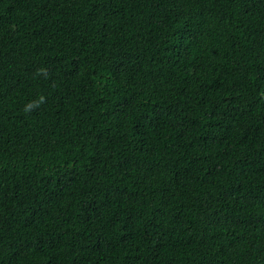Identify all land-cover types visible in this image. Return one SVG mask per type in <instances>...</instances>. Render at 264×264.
<instances>
[{
    "label": "trees",
    "instance_id": "1",
    "mask_svg": "<svg viewBox=\"0 0 264 264\" xmlns=\"http://www.w3.org/2000/svg\"><path fill=\"white\" fill-rule=\"evenodd\" d=\"M0 264H264V0H0Z\"/></svg>",
    "mask_w": 264,
    "mask_h": 264
},
{
    "label": "clouds",
    "instance_id": "2",
    "mask_svg": "<svg viewBox=\"0 0 264 264\" xmlns=\"http://www.w3.org/2000/svg\"><path fill=\"white\" fill-rule=\"evenodd\" d=\"M37 76H44L46 79L48 78V70L46 67H42L37 70L36 73ZM46 102V97L45 96H40L38 100L35 101H29L25 106H24V113L25 115H30L35 109L39 108L42 104Z\"/></svg>",
    "mask_w": 264,
    "mask_h": 264
}]
</instances>
